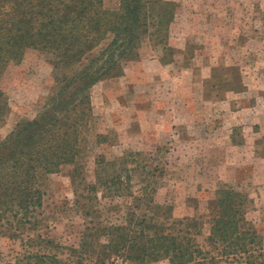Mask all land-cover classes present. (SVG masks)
<instances>
[{"label": "rangeland", "instance_id": "374dc122", "mask_svg": "<svg viewBox=\"0 0 264 264\" xmlns=\"http://www.w3.org/2000/svg\"><path fill=\"white\" fill-rule=\"evenodd\" d=\"M119 1L105 4L113 10ZM170 1L178 5L170 31L176 53L167 56L174 62L162 63V48L148 43L123 77L96 84L79 173L64 166L46 181L39 232L62 246L79 247L92 223L125 226L129 212H146L168 231L176 220H198L205 247L222 189L247 196V219L264 235V0ZM59 76L36 50L8 68L1 85L10 113L0 123V142L42 111ZM230 79L243 89H227ZM99 159L116 162L100 171L102 178L120 170L131 179L121 193L98 180ZM20 252V241L0 237V264ZM105 264L170 263L113 256Z\"/></svg>", "mask_w": 264, "mask_h": 264}, {"label": "trees", "instance_id": "16d2710c", "mask_svg": "<svg viewBox=\"0 0 264 264\" xmlns=\"http://www.w3.org/2000/svg\"><path fill=\"white\" fill-rule=\"evenodd\" d=\"M177 12V3L170 0H120L113 10L105 0H0V123L10 113L1 84L12 64L36 50L47 54L60 73L42 111L19 121L0 142V237L22 245L8 264H85L91 259L105 264L113 256L139 263L264 264V235L247 219L249 199L231 189L217 192L205 247L198 243L203 234L198 220H176L168 231L146 212H129L125 226L92 223L77 248L39 232L48 177L64 166L79 173L84 136L94 119L93 87L123 77L148 43L162 48V63L174 62L167 56L176 53L170 31ZM230 81L227 89H243ZM96 164L105 188L121 193L129 186L131 179L123 180L120 170L106 179L100 176L116 162L99 159Z\"/></svg>", "mask_w": 264, "mask_h": 264}]
</instances>
